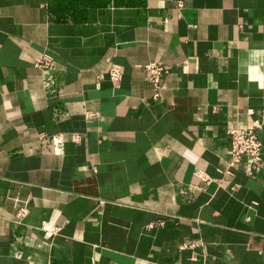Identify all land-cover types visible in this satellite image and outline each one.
I'll return each mask as SVG.
<instances>
[{"label":"crops","instance_id":"1","mask_svg":"<svg viewBox=\"0 0 264 264\" xmlns=\"http://www.w3.org/2000/svg\"><path fill=\"white\" fill-rule=\"evenodd\" d=\"M99 3L0 0V264H264V0Z\"/></svg>","mask_w":264,"mask_h":264},{"label":"built area","instance_id":"2","mask_svg":"<svg viewBox=\"0 0 264 264\" xmlns=\"http://www.w3.org/2000/svg\"><path fill=\"white\" fill-rule=\"evenodd\" d=\"M51 58L43 56L36 61L35 66L39 69H49L51 67ZM146 75L153 88V98L157 99L160 95L161 80L168 73V70L157 63H148L138 66ZM107 75L112 85L117 86L122 80L121 67L117 64L109 65ZM258 126L252 129L243 130L238 128H230L227 131L229 140L228 155L231 164H239L243 159L246 160V173L251 175L264 169V159L262 158V144L257 135ZM74 141L78 140V136H72ZM230 174V172H226ZM195 175L201 179H205L203 173L196 172Z\"/></svg>","mask_w":264,"mask_h":264},{"label":"trees","instance_id":"3","mask_svg":"<svg viewBox=\"0 0 264 264\" xmlns=\"http://www.w3.org/2000/svg\"><path fill=\"white\" fill-rule=\"evenodd\" d=\"M87 3V0H49L50 10L58 17H63L62 15H68L74 13L75 10L80 8L79 3ZM95 6V4H100L99 0H90V5ZM91 5V6H92ZM86 6V5H84Z\"/></svg>","mask_w":264,"mask_h":264}]
</instances>
